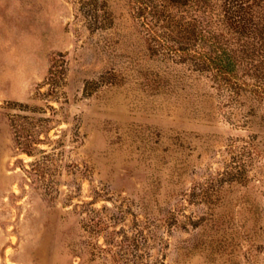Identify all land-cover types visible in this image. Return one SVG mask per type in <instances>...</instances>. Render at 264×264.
<instances>
[{"label": "rangeland", "instance_id": "1", "mask_svg": "<svg viewBox=\"0 0 264 264\" xmlns=\"http://www.w3.org/2000/svg\"><path fill=\"white\" fill-rule=\"evenodd\" d=\"M146 35L0 0V264H264V108Z\"/></svg>", "mask_w": 264, "mask_h": 264}, {"label": "trees", "instance_id": "2", "mask_svg": "<svg viewBox=\"0 0 264 264\" xmlns=\"http://www.w3.org/2000/svg\"><path fill=\"white\" fill-rule=\"evenodd\" d=\"M128 2L155 46L184 49L232 92L233 110L264 108V0Z\"/></svg>", "mask_w": 264, "mask_h": 264}]
</instances>
